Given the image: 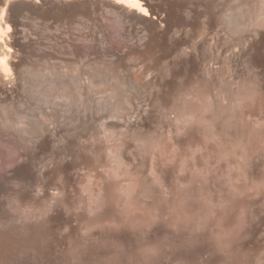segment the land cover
Returning <instances> with one entry per match:
<instances>
[{
    "label": "rangeland",
    "instance_id": "1",
    "mask_svg": "<svg viewBox=\"0 0 264 264\" xmlns=\"http://www.w3.org/2000/svg\"><path fill=\"white\" fill-rule=\"evenodd\" d=\"M144 4L0 0V264H264V0Z\"/></svg>",
    "mask_w": 264,
    "mask_h": 264
},
{
    "label": "bare ground",
    "instance_id": "2",
    "mask_svg": "<svg viewBox=\"0 0 264 264\" xmlns=\"http://www.w3.org/2000/svg\"><path fill=\"white\" fill-rule=\"evenodd\" d=\"M106 1H108L113 7H120V8H122V9H125L127 12H129V13H131V14H135L137 17L139 16V17H144V18H147L148 16H145V15H142L141 13H139V12H134V11H132V9H131V7L129 6V7H121L119 4L120 3H124V4H128V5H133V4H135V0H106ZM251 1H253V0H251ZM146 7V6H145ZM147 9V8H146ZM148 10V9H147ZM2 11H4V12H6V9L5 8H3L2 9ZM149 12V11H148ZM242 15H244V14H242ZM240 16V15H239ZM238 18V17H237ZM236 18V19H237ZM234 19V18H233ZM241 20V19H240ZM237 22V21H236ZM239 23H237V24H240V21H238ZM1 23V22H0ZM233 23H234V21H233ZM1 25V24H0ZM4 27V29H5V34L2 36V37H0V43H2V45L3 44H6L5 43V41L3 40V37L7 34V33H9L10 31H7V29L9 28V25L8 24H5V26H3ZM7 46V45H6ZM5 46V47H6ZM3 47H4V45H3ZM8 47V46H7ZM7 47L5 48V50L6 51H10V50H7ZM7 56V55H6ZM5 56V54L4 55H0V73H2L3 74V77H4V75L5 76H7L8 74H9V72L11 73V69L9 68V64H8V56L6 57ZM6 62V64L4 65V63ZM1 74V75H2ZM8 76H10V75H8ZM7 76V77H8ZM130 103V102H129Z\"/></svg>",
    "mask_w": 264,
    "mask_h": 264
},
{
    "label": "snow or ice",
    "instance_id": "3",
    "mask_svg": "<svg viewBox=\"0 0 264 264\" xmlns=\"http://www.w3.org/2000/svg\"><path fill=\"white\" fill-rule=\"evenodd\" d=\"M121 7H131L132 11L134 12H139L142 15L148 16L149 12L145 7L144 4V0H135V4L133 5H128V4H124V3H120L119 4ZM6 16V12L4 11H0V21H3L5 19ZM11 27L9 26V28L7 29V31H10ZM5 34V29L2 25H0V37H2ZM6 64V62L4 63V65Z\"/></svg>",
    "mask_w": 264,
    "mask_h": 264
}]
</instances>
